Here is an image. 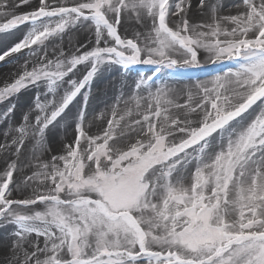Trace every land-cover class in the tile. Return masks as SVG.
Instances as JSON below:
<instances>
[{"label": "snow or ice", "instance_id": "snow-or-ice-1", "mask_svg": "<svg viewBox=\"0 0 264 264\" xmlns=\"http://www.w3.org/2000/svg\"><path fill=\"white\" fill-rule=\"evenodd\" d=\"M191 7V0H38L15 14L0 0V16H10L0 32L30 25L0 61L23 49L38 56L33 45L44 52L0 88V100L41 81L51 94L43 103L37 97L34 120L26 114L0 144V225L14 226L4 264H264V0H241L230 15L199 0L210 13L199 23L190 22ZM131 20L143 31L122 38L120 26ZM78 27L91 30L94 46L49 59L46 42ZM201 50L211 63L235 67L179 89L156 84L164 69L178 77L200 67ZM82 64L89 70L73 79ZM105 64L153 69L134 85L135 108L113 104L94 133L83 90L90 93ZM81 94L73 139L41 161L35 153L51 151L46 131ZM29 140L33 159L21 164Z\"/></svg>", "mask_w": 264, "mask_h": 264}, {"label": "rangeland", "instance_id": "rangeland-1", "mask_svg": "<svg viewBox=\"0 0 264 264\" xmlns=\"http://www.w3.org/2000/svg\"><path fill=\"white\" fill-rule=\"evenodd\" d=\"M71 2L72 0H69V3ZM206 2L221 5L219 15H230L235 14L238 11V9L235 8V5L239 4L241 0H206ZM8 3L9 8L6 11L21 14L31 11L38 3V0H32L31 5H23L16 8H13L12 5L17 4L18 0H8ZM198 3L199 0H191L192 7L189 14L190 22H205L210 18L208 8L201 9L198 7ZM2 11H5V9H0V12ZM9 18L10 16H0V23L6 22ZM29 27L30 25L25 23L19 25L15 29L0 32V54H3L6 50H9L16 43L20 42L29 30ZM137 31H143V29L134 20L125 21L119 28V33L122 38H134ZM93 41L94 36L92 35L90 29L78 27L77 29L71 30L70 33L64 37L63 41L53 39L50 42H46L48 43V48L46 50L47 56L49 59H55L59 56L61 50H63L67 55L75 54L78 46L86 45V48H81L82 52L93 47ZM32 47L37 49L38 56L43 58L44 52L40 51L36 45H33ZM38 56H34L32 54V49H23L19 53H13L11 56L6 57L4 61H0V70L8 66H12L9 72H7L3 77H0V88L14 82V80L17 79L25 70V66L28 70H31L37 63ZM198 60L200 61V67L190 69L184 76H170L171 70H162L161 73L158 74L156 84L159 85L160 81L164 80L168 81L171 86L179 89L185 87L186 85L194 84L197 81V78H199L200 82L210 81L215 75L222 74L229 68L235 67V62L228 61L227 59L216 64L211 63L208 55L202 50L198 53ZM139 66L146 69L144 74L142 71L133 70L134 66L127 68L114 64H105L100 66L91 82L90 93L87 88L83 90V93L88 94L87 114L88 119L93 121L91 127L92 132L95 133L100 127L105 126L104 121L99 119V113H108V115L105 116V120L108 119L110 117V111L113 104L119 102V107L123 109L126 106L124 101H129L127 106L133 109L135 108L134 102L130 99L135 94L134 85L140 78L145 75H150L153 69L152 65L140 64ZM208 67H212L214 70L212 72L206 71L204 68ZM88 70L89 68L87 65H79L72 78L82 79ZM188 77H191V79ZM64 87H67V85ZM99 88L104 90L101 91ZM62 92L63 88L60 89V94H62ZM141 95H146V92L143 89L141 90ZM37 97H39V100L42 103L51 98V94L47 93V88L45 86V82L43 81L38 84L29 83L18 93L0 100V144L5 142L6 132H12V135H16V133L12 130L24 123L23 117L26 114L29 116L30 122L34 120L35 115L37 114L35 109ZM180 102H183V98H181ZM83 103V94L78 95L75 101L69 106V109L66 111L63 118H58V122L55 126H50L49 130L46 131L45 148H50L51 151H37L35 155L39 156L41 161H47L52 155L60 154L61 146L73 139L76 114L81 109ZM258 105L259 102L257 105L253 106V109L249 110V113L258 111ZM249 113H246L245 115H249ZM55 127H58L59 130L61 128L64 132L66 130V137L64 139L59 136L52 135ZM7 139L10 141L11 136H8ZM32 143L33 142L29 140L25 149L22 150L19 158L21 164H25L29 159H33ZM188 151L192 152V149H189ZM12 158L15 159L16 157ZM35 162L36 161L33 160V163ZM3 167V157H0V170H2ZM25 171L28 174H31L33 169L26 168ZM16 178L19 179L20 177ZM36 207L39 208L40 206L37 205ZM13 227L14 226L12 225H0V264H4L5 258L9 255L8 246L13 239L11 236Z\"/></svg>", "mask_w": 264, "mask_h": 264}, {"label": "bare ground", "instance_id": "bare-ground-1", "mask_svg": "<svg viewBox=\"0 0 264 264\" xmlns=\"http://www.w3.org/2000/svg\"><path fill=\"white\" fill-rule=\"evenodd\" d=\"M11 67L12 66H8V67H6V68H4V69H2V70H0V77H3L7 72H9L10 71V69H11ZM100 89V88H99ZM101 91H103L104 89H100ZM60 130H61V128H60ZM59 130V128L58 127H55L54 128V130H53V133H52V135L53 136H59L60 138H62V139H64L66 136V134H65V132H66V130H65V132L64 131H60ZM53 138V137H52ZM54 138H57V137H54ZM65 141V140H64Z\"/></svg>", "mask_w": 264, "mask_h": 264}, {"label": "water", "instance_id": "water-1", "mask_svg": "<svg viewBox=\"0 0 264 264\" xmlns=\"http://www.w3.org/2000/svg\"><path fill=\"white\" fill-rule=\"evenodd\" d=\"M206 71H210V72H212L214 69L211 67V68H204ZM145 68L144 67H141V66H137L136 67V69H135V71H144L145 72Z\"/></svg>", "mask_w": 264, "mask_h": 264}]
</instances>
